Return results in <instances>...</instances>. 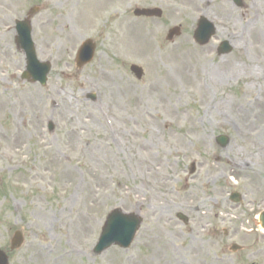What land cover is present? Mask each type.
Here are the masks:
<instances>
[{
    "label": "rangeland",
    "instance_id": "1",
    "mask_svg": "<svg viewBox=\"0 0 264 264\" xmlns=\"http://www.w3.org/2000/svg\"><path fill=\"white\" fill-rule=\"evenodd\" d=\"M242 2L238 8L232 0H109L90 21L87 0H0V250L9 264H44L41 246L74 250L76 257L59 264H149L153 248L163 249L165 242L184 264H264L258 222L264 212V109L247 110L264 96V0ZM33 8L35 53L51 64L44 87L22 80L25 57L15 41V22ZM154 8L162 17L133 16L135 9ZM201 17L216 29L205 46L193 40ZM175 27L181 34L168 41ZM86 40L95 43V55L77 69L75 55ZM222 42L232 52L219 56ZM132 65L143 70L140 80ZM52 91L73 102L72 113L49 99ZM168 99L172 113L165 116ZM83 110L106 119L89 126L85 141L93 146L113 122L118 136L109 151L118 160L115 167H101L103 152L95 154L100 164L90 156H68ZM187 117L197 120L195 128ZM170 136L182 141L174 144ZM221 136L227 139L223 147L216 142ZM151 155L163 160L161 176L147 173ZM54 157L73 173L76 187L61 185ZM105 171L111 192L102 197L95 180ZM91 186L96 193H89ZM130 189L134 194H126ZM195 190L208 212L200 224L187 206V193ZM234 192L239 203L229 199ZM79 209L83 223H74L79 229L66 237ZM115 209L138 216L140 228L128 249L94 254ZM195 226H201L198 236L191 234ZM16 232L23 243L11 251ZM232 245L241 249L233 253Z\"/></svg>",
    "mask_w": 264,
    "mask_h": 264
},
{
    "label": "bare ground",
    "instance_id": "2",
    "mask_svg": "<svg viewBox=\"0 0 264 264\" xmlns=\"http://www.w3.org/2000/svg\"><path fill=\"white\" fill-rule=\"evenodd\" d=\"M185 4L193 5L194 1H199V0H182ZM109 2V0H87V8L89 10V20L91 21V18H99V16L102 15L103 11L105 10V6ZM63 95V96H62ZM49 99L55 100L57 99L61 104L65 105L68 110L71 111L73 110V102L66 100L64 94H58L56 91H52L49 95ZM253 102V103H252ZM59 103V104H60ZM252 103V104H251ZM251 103L248 104L247 110L251 112L250 110H253L256 108V110L263 108L264 109V96L260 97L259 100L254 99L251 101ZM251 104V105H250ZM172 113V104L170 100H167V104L164 106V115L166 116L167 114ZM175 118H179V114H174ZM77 118L79 119V122L75 124V127L72 129V142H71V148L68 150V156L76 154V156H82V157H89L95 161H97L100 164V157L96 156L95 154L104 153V156L101 160V167L105 170L107 166H111L112 168L117 165V158L114 155V152L109 151V142L115 139L117 135V131L113 125V122H108V129L104 128V139L99 141V144H88L85 140L87 137L90 135V124L92 122H100L102 123L103 121L105 122V117L103 114L100 112H91V110H83V112H80L79 115H77ZM189 119L190 125L195 128L196 127V122L197 120L192 117L191 120ZM148 124H152L153 120L151 118H147ZM153 133L150 134V138L153 140H156L155 137V131L152 130ZM108 134V135H107ZM205 132H199L198 136L200 138L205 137ZM173 142L174 144H179L182 140L177 139L174 136H170V142ZM102 142H103V149L102 147ZM108 144V145H107ZM264 147V145H263ZM55 161H58L59 164L61 165V170H60V181L61 185L66 186L69 185L70 187L75 186V183H77V179L74 178L72 175L73 173L70 171L68 167H62L63 163L60 160H57L54 157ZM149 164L147 166V173L148 175L152 176H161L162 175V170L165 168V165L163 163L162 158L156 155H151L149 158ZM234 168H239V167H234ZM106 171L103 174H100L99 178L96 179L95 181H98L99 183V188L97 189L102 197H106L109 195L111 192V189L109 187V183L106 177ZM36 175L44 176L42 175L41 172L37 171ZM45 180V179H43ZM69 187V188H70ZM76 187V186H75ZM78 188V186H77ZM94 186L89 187V193H96V190H94ZM79 189V188H78ZM119 191L123 194H125V191L122 190L121 186L118 188ZM126 194H134V190L130 189L126 191ZM187 206L190 209V211L197 217L198 224L202 223L208 215V212L206 210V201L198 196L196 193V190L194 192H188L187 193ZM136 198V197H135ZM139 198L137 197V200ZM39 203V202H38ZM77 216L74 218L73 225H71L66 229V237L71 236L72 231L76 232L79 228L74 229V223L78 222V224L81 226L84 220V211L83 210H77ZM201 226H195L191 230V234L194 236H198L200 233V228ZM190 247V246H189ZM185 249L187 251L189 249ZM170 250L169 254L164 253V249ZM39 253L41 256V259L43 260L44 264H59L60 262L64 261L65 259L70 258L74 250L70 247V250H60L57 249V247H54L53 249H48L46 247L41 246L39 249ZM76 257V256H72ZM215 260L211 259L210 261L206 262L205 264H215ZM222 262V261H220ZM149 264H184L180 260V255L177 254L176 252L172 251L170 249V243L165 242L163 243V249L162 248H153V253L150 256L148 260Z\"/></svg>",
    "mask_w": 264,
    "mask_h": 264
},
{
    "label": "water",
    "instance_id": "3",
    "mask_svg": "<svg viewBox=\"0 0 264 264\" xmlns=\"http://www.w3.org/2000/svg\"><path fill=\"white\" fill-rule=\"evenodd\" d=\"M234 3L241 7V0H233ZM134 15L136 17H161V12L156 9H145V10H135ZM16 44L19 49H21L26 57V72L23 74L24 79L32 78V81H39L44 84L46 81V74L49 72L48 64H41L38 62L35 51L33 48L32 41L30 39V27L28 21L17 22L16 23ZM215 30L212 24L206 21L204 18L200 19L198 22V27L194 32V40L201 46L206 45L211 37L214 35ZM180 34L179 28H172L168 32V39L171 40L174 36ZM94 50V45L88 41L84 43L77 55V67H82L84 64L88 63L92 58ZM231 52V47L228 43L224 42L220 45L218 49L219 55H225ZM131 72L136 76L137 79L142 77V71L136 66L130 68ZM52 130V126H49ZM217 142L220 146H225L227 144V139L225 137L217 138ZM193 171V169L191 170ZM233 201H238V195L233 194L231 196ZM180 219L186 220L182 216H178ZM141 220L134 215L123 214L119 210H113L108 215L105 224L102 228V234L99 238L98 244L96 245L94 251L96 254L102 253L104 250L108 249L112 245H118L122 248H127L135 232L138 230ZM260 224L264 229V214L260 216ZM22 237L20 233H15L12 242L11 249L18 248L22 243ZM235 249V248H234ZM0 264H8L7 257L4 253L0 251Z\"/></svg>",
    "mask_w": 264,
    "mask_h": 264
}]
</instances>
